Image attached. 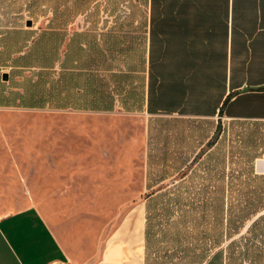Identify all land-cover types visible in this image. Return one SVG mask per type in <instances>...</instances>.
<instances>
[{"label":"crops","instance_id":"crops-1","mask_svg":"<svg viewBox=\"0 0 264 264\" xmlns=\"http://www.w3.org/2000/svg\"><path fill=\"white\" fill-rule=\"evenodd\" d=\"M158 10L149 0L146 17L51 29L63 38L58 55L50 68L30 66L38 91L20 92L18 105L264 123V0H164ZM146 217L137 203L65 229L37 208L8 213L0 264H145Z\"/></svg>","mask_w":264,"mask_h":264},{"label":"rangeland","instance_id":"rangeland-1","mask_svg":"<svg viewBox=\"0 0 264 264\" xmlns=\"http://www.w3.org/2000/svg\"><path fill=\"white\" fill-rule=\"evenodd\" d=\"M148 2L0 0V217L33 207L59 228L71 226L67 220L84 219L97 221L98 226L100 219L110 220L118 208L146 203L162 186H176L208 152L223 154L225 161L220 166L226 174L230 168L244 166L236 141L251 127L242 120L91 114L51 105H18L20 92L26 97L29 89L34 92L31 96L38 91L30 85L40 71L30 66L51 67L54 54L58 55L57 45L63 41L61 30H75L60 24L74 19L146 17ZM86 7L90 10L84 12ZM53 28L62 36H53ZM28 37L32 38L25 43ZM20 48L23 52L17 54ZM6 75L8 81L3 79ZM173 119L183 121L172 126L156 121ZM260 133L263 143L259 152L264 150V125ZM171 134L173 139L165 143ZM230 151L235 152L232 158ZM171 153L183 161L173 162ZM172 166L182 167L175 172ZM262 169L264 154L254 162L256 174H264ZM155 170L165 172L168 178L149 188V172ZM186 212L185 216L180 212L152 213L145 264H200L218 250L226 256V246L244 235L250 224L209 251L211 225L195 210Z\"/></svg>","mask_w":264,"mask_h":264},{"label":"trees","instance_id":"trees-1","mask_svg":"<svg viewBox=\"0 0 264 264\" xmlns=\"http://www.w3.org/2000/svg\"><path fill=\"white\" fill-rule=\"evenodd\" d=\"M163 1L150 0L152 14L155 8L158 14H162V10L158 8L162 6ZM87 10L88 7L84 12ZM126 18L133 17L128 16L124 19ZM30 39L31 37H28L25 43ZM19 52L21 48L17 51ZM77 87L80 89V85ZM156 121L172 126L183 120ZM190 122L186 121V123ZM249 122L244 121L251 128L236 141V144H239V157L244 165L242 168H230L229 173L226 174L225 169L220 166L225 161L223 154L208 152L197 168L179 178L180 182L176 186H162L159 193L147 199L145 248L148 249L152 233L153 212H164L165 215L180 212L185 216L186 210L190 212L195 210L201 215V220L212 227L213 233L208 236L209 247H206L209 251L218 249L222 246L225 237L230 239L233 235L239 234L241 229L250 223L244 235L232 240L226 246V256L223 250H218L212 252L208 261L205 259L200 264L205 261L206 264H264V174L259 175L254 171V162L264 154V150L259 152L263 143L260 128L264 124L258 121ZM157 137V135L153 136L154 139ZM167 139L172 140V134L165 138V143ZM209 143L206 146H209ZM230 153L229 156L232 158L235 152L230 151ZM171 155H175L174 158L172 157L173 162L183 161L181 156L180 159L175 153ZM231 162L233 163L232 159ZM180 167L172 166L175 172H180ZM167 178L163 171L149 172L151 182L148 187L152 186L150 184L161 183Z\"/></svg>","mask_w":264,"mask_h":264},{"label":"water","instance_id":"water-1","mask_svg":"<svg viewBox=\"0 0 264 264\" xmlns=\"http://www.w3.org/2000/svg\"><path fill=\"white\" fill-rule=\"evenodd\" d=\"M31 24L28 23L27 26H30ZM3 79H6V76H3ZM261 173H264V170L262 169Z\"/></svg>","mask_w":264,"mask_h":264}]
</instances>
